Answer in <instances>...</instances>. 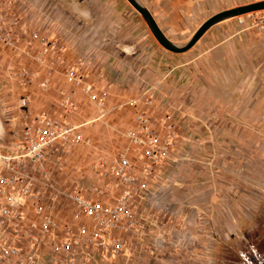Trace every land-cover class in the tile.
<instances>
[{
    "label": "built area",
    "instance_id": "2783aa9c",
    "mask_svg": "<svg viewBox=\"0 0 264 264\" xmlns=\"http://www.w3.org/2000/svg\"><path fill=\"white\" fill-rule=\"evenodd\" d=\"M13 1L6 3L8 11H0V48L11 51L17 64L0 74L2 117L13 120L15 139L12 146L0 145V264L138 258L142 240L159 244L157 234H148L142 210L169 211L162 207L159 178L163 168L174 165L175 113L160 117L154 97L142 93L111 105L105 87L89 79L92 52L83 49L75 62L64 65L63 53L75 48L67 45L68 30L56 26L47 37L39 29L51 31L48 16L22 8L29 1L18 6ZM250 21L262 32L264 17ZM59 76L69 88L54 87ZM34 88L41 95L54 89L55 96L34 109ZM126 113L131 124L121 127L115 119ZM98 121L105 131L95 137L86 129ZM113 135L114 151L103 145ZM79 146L97 150L82 159L84 170L73 158Z\"/></svg>",
    "mask_w": 264,
    "mask_h": 264
},
{
    "label": "crops",
    "instance_id": "0c3cea01",
    "mask_svg": "<svg viewBox=\"0 0 264 264\" xmlns=\"http://www.w3.org/2000/svg\"><path fill=\"white\" fill-rule=\"evenodd\" d=\"M7 1L0 0V11L9 10ZM136 1L148 11L163 36L181 47L212 15L263 0H238V4L227 7L223 0ZM32 4L34 10L25 9L48 16L55 26L70 33L67 45L75 48L63 53L64 65L75 62L83 49L92 52L95 68L89 79L97 87H105L111 105L142 93L154 97L160 117L167 111L175 113L179 124L175 147L179 154L174 153L172 167L161 170L169 187L161 183L159 193L168 210L182 203L216 210L217 216H223L225 211L220 209H252L264 202V196L258 200L264 180L256 183V178L264 179V28L262 32L252 28L251 14L217 23L186 51L171 53L156 42L126 0L89 2L91 23L85 29L86 39L71 31L78 26L70 24L69 30L53 18L59 12L53 0H33ZM15 64L13 53L0 48V69ZM54 84L70 87L63 76ZM36 90L30 103L34 109L55 96L54 89L45 95ZM1 106L0 100V144L7 141L12 146L13 120H4ZM234 112L239 113L238 120L232 117ZM115 120L127 127L132 119L126 113ZM179 161L182 166L178 169L175 163ZM173 182L180 184L178 188L171 186ZM213 197L218 198V207L212 206ZM209 201L211 209L207 207ZM210 215L214 221V214Z\"/></svg>",
    "mask_w": 264,
    "mask_h": 264
},
{
    "label": "rangeland",
    "instance_id": "374dc122",
    "mask_svg": "<svg viewBox=\"0 0 264 264\" xmlns=\"http://www.w3.org/2000/svg\"><path fill=\"white\" fill-rule=\"evenodd\" d=\"M23 1L30 2L25 4L24 8L30 7L29 9L32 8V10H34V7H32L33 0H19V3L23 5ZM91 1L92 0H53L56 11H59V17L56 15L53 18L61 23L63 22L69 30L72 29L69 27L70 24L75 25V27L78 26L75 30L72 29L71 31L83 35L84 39H86L87 33L85 29L87 24L91 23V16L89 13V2ZM13 2L16 3L15 6L20 5L15 1ZM235 4H238V0H223L224 7L233 6ZM39 16L42 17V15ZM251 16L253 18L264 17V11L253 12ZM31 19L29 20L30 23H28L30 27L33 26V20L31 21ZM234 19L236 18L227 19L223 22L233 21ZM36 26L40 28L41 25L36 24L35 27ZM39 30L40 33H44L47 37L52 38V32H55L56 26H50L51 31H49V29L48 31L45 29L42 30L41 28ZM69 48L72 49L71 47H67V52ZM2 70L4 69H0V74ZM240 113L244 114V111ZM236 114L239 113L234 112L232 117H235ZM238 116H236L235 119L238 120ZM102 130L105 131V128L100 121L91 124V126H88L86 129L89 134L95 135V137H98ZM99 138L101 139L102 137ZM107 138L108 137H105V139ZM98 142L97 139L96 143L98 144ZM114 144H116L114 135L109 138L107 144L103 143V145L113 151L115 149ZM0 145L8 146L10 142L6 141L4 144ZM93 150L97 152L96 149L89 146L74 148L72 151L74 152L73 158L79 159L77 161L79 169H86V162L83 160H85V158L91 159L94 154ZM176 154H179V152L177 151ZM89 159H87V161ZM181 162L182 161L175 163L176 168H181ZM263 180V178H256V183H262ZM161 183L163 187H169L167 185L169 183L160 175L159 186H161ZM178 185L180 184L177 182L171 183V186L174 188H178ZM260 186V188H264V186ZM263 190H260L261 195H259L258 200H261V197L263 198ZM179 194L178 197L180 198L181 193ZM220 197L221 195L218 198ZM218 198L213 197L211 199V201H215L212 202L214 208L217 206L215 203L218 201ZM211 201H209L210 205L208 204L207 206L209 209H211ZM261 202L260 204H256L252 209H220L221 212L225 211L223 212L225 214L223 216L218 215L219 217L214 213L216 210L205 209V211L204 209H199L197 206L195 207V205H183L182 203L176 204L174 210L172 209L168 212L164 210L163 213L160 214H157L156 211L153 212V210L149 211L144 209L142 210L141 216L149 221L148 234L150 233L149 235L152 236L157 234L159 238L158 246H152L148 240L143 241L141 239V248L143 244L145 246L142 250V256L134 258L131 261L129 259L122 260L120 258H112L109 259L106 264H264V202ZM229 204L231 203H228V205ZM232 205H234V203H232ZM165 206L166 204L163 201L162 207L166 208ZM221 206L225 208V205L221 204ZM210 214H214V221H212L213 218ZM226 215L228 216L226 217ZM216 217H218L220 221H218Z\"/></svg>",
    "mask_w": 264,
    "mask_h": 264
},
{
    "label": "water",
    "instance_id": "95a60500",
    "mask_svg": "<svg viewBox=\"0 0 264 264\" xmlns=\"http://www.w3.org/2000/svg\"><path fill=\"white\" fill-rule=\"evenodd\" d=\"M126 1L140 15V17L144 21L146 27L148 28L149 32L156 40V42L164 50L171 53H182L186 51L202 36V34L205 31H207L209 28H211L217 23H220L227 19L237 18L245 14H249L257 11H264V0L220 11L212 15L208 19H206V21H204L196 29V31L189 39V41L185 45L178 47L172 44L163 36V34L160 32L155 22L153 21L152 17L143 6H141L136 0H126Z\"/></svg>",
    "mask_w": 264,
    "mask_h": 264
}]
</instances>
